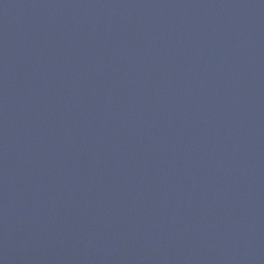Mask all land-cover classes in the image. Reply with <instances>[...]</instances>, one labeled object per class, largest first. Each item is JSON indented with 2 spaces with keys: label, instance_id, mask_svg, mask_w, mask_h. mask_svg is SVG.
I'll use <instances>...</instances> for the list:
<instances>
[{
  "label": "water",
  "instance_id": "95a60500",
  "mask_svg": "<svg viewBox=\"0 0 264 264\" xmlns=\"http://www.w3.org/2000/svg\"><path fill=\"white\" fill-rule=\"evenodd\" d=\"M0 264H264V0H0Z\"/></svg>",
  "mask_w": 264,
  "mask_h": 264
}]
</instances>
